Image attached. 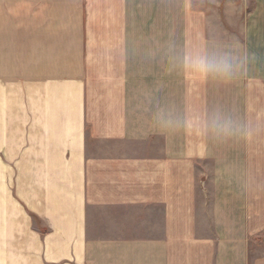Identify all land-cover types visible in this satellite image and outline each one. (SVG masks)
I'll list each match as a JSON object with an SVG mask.
<instances>
[{
	"label": "crops",
	"instance_id": "0c3cea01",
	"mask_svg": "<svg viewBox=\"0 0 264 264\" xmlns=\"http://www.w3.org/2000/svg\"><path fill=\"white\" fill-rule=\"evenodd\" d=\"M85 2L0 0V170L5 78L17 75L16 65L28 73L51 61L66 64L68 38L75 34L76 65H66L70 79L39 81L57 88L44 86L47 108L33 112L29 106L27 156L12 162L27 167L14 192L28 217L49 228L44 260L50 249L58 253L49 258L52 264H260V254L251 255L261 226L259 190L253 194L244 173V166L259 165L252 157L256 146L252 138L217 142L200 130L201 117L229 95L214 81L167 65H85ZM145 3L201 7L219 23L220 42L239 41L252 55L245 76L264 81V0ZM21 5L28 7L24 14L17 10ZM68 5L80 8L71 14L57 9ZM210 31L202 28L203 49L212 47L205 42ZM52 71L44 73L64 75ZM245 76L236 80V111L248 120ZM66 82L76 84L75 97L67 95ZM10 83L14 94L20 80ZM31 89L32 81L28 103ZM69 103L74 108L64 110ZM161 106H173L187 118L186 127L161 130L154 120Z\"/></svg>",
	"mask_w": 264,
	"mask_h": 264
},
{
	"label": "rangeland",
	"instance_id": "374dc122",
	"mask_svg": "<svg viewBox=\"0 0 264 264\" xmlns=\"http://www.w3.org/2000/svg\"><path fill=\"white\" fill-rule=\"evenodd\" d=\"M130 1L86 0L83 8L90 30L87 31L84 38L85 65H95L93 66L95 70L112 68L111 65H167L166 52L169 46H175L177 50L181 51L203 50L202 28L205 27L212 28V31L206 34L205 42L210 41L213 46L221 40L218 37L221 32V29L218 32L219 23L215 22L208 13H204L199 6L193 7L194 10L190 11L186 6L146 4V0H132L135 4H129ZM136 1L139 2L136 3ZM217 7L207 6L204 9L209 11L211 8ZM27 8L26 5H21L17 10L19 14H24L27 12ZM77 8L80 7L68 5L57 9H60L61 13L71 14L75 13ZM143 32L144 36H142ZM72 36L68 38L69 51L65 56L66 64L51 61L50 65L37 68L39 72L29 69L28 73L22 68L23 65H16L20 69L17 71V75L4 80L6 88L4 94L7 95V98L5 104L2 105L4 165L3 170H0V180L3 179L2 198L0 195V264H52L49 258L58 255V253L53 254L52 250L46 247L49 249V257L46 260L43 258L44 237L49 232V228L34 215L28 217L26 208L14 192L17 183L22 185V181L25 179L23 173L27 174L25 172L27 167L26 165L13 166L12 162L18 157H22L23 154L25 157L27 156L25 143L28 123L31 120L28 114L29 106L33 112L47 108L44 104V86L55 88V90L57 88L56 82L41 83L39 81L70 79L67 77L70 71L66 65H76V63H72L75 61V43H73L75 34ZM47 68L53 69L54 74L64 73V75L61 76L62 78H50L44 73ZM15 80H20V83L18 88L14 89L16 93L12 94L9 91L11 89L10 82ZM31 81L32 89L29 95L31 94L32 103H28L29 96L26 88L28 82ZM244 82L246 98L249 99L245 104L248 121H264V81L258 84L254 79L245 76ZM66 84L67 95L75 97L79 92L74 89L76 84L74 82H66ZM238 86L239 82L237 81L228 85L220 84V93L226 91L229 96L226 97V102L218 103L215 107L222 105L221 107H226L225 109L237 114L236 110H241L240 104L236 100ZM198 89L197 93H201ZM217 90H213V93H217ZM46 92L50 93L48 89ZM56 93L57 91L54 94ZM40 97H42L41 104ZM222 99L225 100L224 97ZM199 104L196 102L197 108ZM72 108L74 107H71L70 103L68 107H63L68 111ZM82 112L84 111L82 110ZM32 126H34V119H32ZM252 142L256 146L252 157L260 160L259 165L244 166V173L247 175L246 182L252 183L253 194L259 190L261 226L259 235L255 236L254 234L252 242L254 250L251 251V255L260 254V264H264V224L262 223L264 221V133L253 137Z\"/></svg>",
	"mask_w": 264,
	"mask_h": 264
},
{
	"label": "clouds",
	"instance_id": "9594fccd",
	"mask_svg": "<svg viewBox=\"0 0 264 264\" xmlns=\"http://www.w3.org/2000/svg\"><path fill=\"white\" fill-rule=\"evenodd\" d=\"M168 70L195 73L219 84L228 85L245 76L253 59L239 42H219L203 50H177L169 46L166 52ZM154 120L163 131L186 127L188 120L173 106L158 107ZM200 130L217 142H247L264 133V121L255 122L223 107L210 108L200 119Z\"/></svg>",
	"mask_w": 264,
	"mask_h": 264
}]
</instances>
